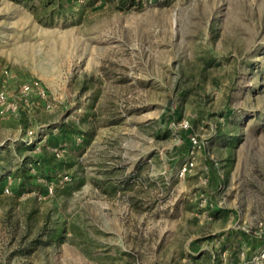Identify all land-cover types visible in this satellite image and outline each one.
<instances>
[{
    "label": "rangeland",
    "instance_id": "rangeland-1",
    "mask_svg": "<svg viewBox=\"0 0 264 264\" xmlns=\"http://www.w3.org/2000/svg\"><path fill=\"white\" fill-rule=\"evenodd\" d=\"M74 1L0 0V264H252L264 0Z\"/></svg>",
    "mask_w": 264,
    "mask_h": 264
},
{
    "label": "trees",
    "instance_id": "trees-1",
    "mask_svg": "<svg viewBox=\"0 0 264 264\" xmlns=\"http://www.w3.org/2000/svg\"><path fill=\"white\" fill-rule=\"evenodd\" d=\"M37 6L31 7L36 20L44 25H51L55 20L71 14L74 7V0H35ZM39 11V12H38ZM112 124V123H110ZM57 128V127H55ZM72 134L78 131L71 132ZM190 145V143H189ZM191 146V145H190ZM34 164V161H28L27 164Z\"/></svg>",
    "mask_w": 264,
    "mask_h": 264
},
{
    "label": "built area",
    "instance_id": "built-area-1",
    "mask_svg": "<svg viewBox=\"0 0 264 264\" xmlns=\"http://www.w3.org/2000/svg\"><path fill=\"white\" fill-rule=\"evenodd\" d=\"M21 95H28L30 93H36L39 97L41 98H45V90L40 86L38 81H33L32 83L28 84V85H22L21 89H20ZM3 100V93L0 91V101ZM79 142H81V137L78 136L76 138L75 143L78 144ZM189 143L191 145L192 148H194L197 144V141L195 140V138L191 137L189 140ZM38 149V148H37ZM52 152L55 154V156L59 157L62 155L63 150L60 149V147H54L51 149ZM193 156H191L189 158V160L185 161L181 168L180 171L181 172H185L187 169H191L193 167ZM33 165L32 163L29 164V166ZM65 179H67V177H65ZM7 192V188L4 189ZM49 191L51 192V190L49 189ZM264 261V251L260 252L257 256L254 257L252 264H260V262Z\"/></svg>",
    "mask_w": 264,
    "mask_h": 264
},
{
    "label": "crops",
    "instance_id": "crops-1",
    "mask_svg": "<svg viewBox=\"0 0 264 264\" xmlns=\"http://www.w3.org/2000/svg\"><path fill=\"white\" fill-rule=\"evenodd\" d=\"M96 118L94 120H97ZM119 121H121V120H119ZM83 122L89 123L90 121L86 120V121H83ZM111 123L112 124L109 123L107 126H114V125L118 124L117 121H114V120ZM78 132L80 133L79 136L82 138V142H83L84 145H83V147H80L79 149H78V147L73 148V146H71V149H70L71 151H75L74 154H75V156L77 158H79L81 156H84L86 154V152L88 150V146L87 145H89L90 140L95 136V132L94 131H89L88 129H81ZM71 134L72 133H70V135ZM75 135L76 134H72L71 136L74 137ZM76 146H78V145H76ZM75 156L72 158V161H69L70 163H67V167L68 168H71V167L74 166V164L76 162L75 160L77 159ZM84 160L88 161V157H85ZM74 180L76 181V179H74Z\"/></svg>",
    "mask_w": 264,
    "mask_h": 264
}]
</instances>
